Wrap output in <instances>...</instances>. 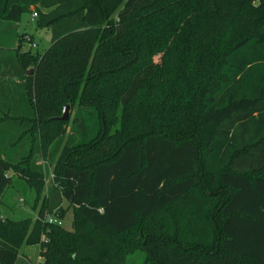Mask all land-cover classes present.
<instances>
[{
	"label": "trees",
	"instance_id": "1",
	"mask_svg": "<svg viewBox=\"0 0 264 264\" xmlns=\"http://www.w3.org/2000/svg\"><path fill=\"white\" fill-rule=\"evenodd\" d=\"M33 12L51 44L15 57L36 133L0 156V204L8 172L42 201L0 208V264H264V0H0L1 21ZM63 203L70 231L45 221Z\"/></svg>",
	"mask_w": 264,
	"mask_h": 264
},
{
	"label": "rangeland",
	"instance_id": "2",
	"mask_svg": "<svg viewBox=\"0 0 264 264\" xmlns=\"http://www.w3.org/2000/svg\"><path fill=\"white\" fill-rule=\"evenodd\" d=\"M32 13H24L17 23L0 20V47L13 52L0 54V79H5L7 84L10 103L4 105L5 99L0 97V156H4L8 160L21 161L26 156L32 144L30 143L35 137V131L30 129L32 124V113L26 109L21 103L20 93L23 90L22 85H18V81H22L27 75L23 71L19 63L16 61L15 50L21 44L20 51L30 52L34 54H44L51 44V31L40 29L37 27V19H31ZM27 35L31 38V43L23 41L20 43V37ZM7 73V75L5 74ZM7 76L9 79L3 78ZM3 81V80H2ZM2 93H0V96ZM63 111V110H62ZM73 109H69L68 127L71 125ZM63 115V113H61ZM62 117V116H61ZM51 153V147L47 154ZM53 158H45L39 154L36 160L38 164L47 167L45 188L49 186L52 180V169L56 161ZM8 176L12 178L10 187L1 198L0 204L2 216L14 220L32 219L35 220L37 211L41 207L42 196L37 203L36 211L33 209L35 192L27 187L23 180H20L12 172H8ZM44 188V191L46 192ZM44 195V192L42 193ZM62 209L57 215L63 220V228L70 231L72 227V208L67 203L62 204ZM26 248H24L25 250ZM24 250L21 249L15 264H36L38 258V249L36 246H28L27 256L32 259L29 263L23 258ZM143 257L136 254L132 259V264H142Z\"/></svg>",
	"mask_w": 264,
	"mask_h": 264
},
{
	"label": "built area",
	"instance_id": "3",
	"mask_svg": "<svg viewBox=\"0 0 264 264\" xmlns=\"http://www.w3.org/2000/svg\"><path fill=\"white\" fill-rule=\"evenodd\" d=\"M37 18V14L35 12H33V14L31 15V19L36 20ZM24 40L27 41L28 43H31V47L34 48V43L32 44L31 38L29 36H25ZM45 221L48 222L50 225H58L60 227H63V220L62 218H60L57 214L54 215H47L45 218Z\"/></svg>",
	"mask_w": 264,
	"mask_h": 264
},
{
	"label": "crops",
	"instance_id": "4",
	"mask_svg": "<svg viewBox=\"0 0 264 264\" xmlns=\"http://www.w3.org/2000/svg\"><path fill=\"white\" fill-rule=\"evenodd\" d=\"M2 48L5 49L4 47H2ZM2 48L0 47V49H2ZM4 83H5V82H3V83L0 82V92L3 91V90L5 89V93H4V94H5L6 97H8V94H7V91H8V89H7V84H6V83L4 84ZM18 84H19V82H18ZM4 85H5V86H4ZM4 87H6V88H4ZM36 247H37V249H38V252H37V253H38V258H37V260H36V264H40V262H41V257H40V253H39V252H40V248H39V246H36ZM24 248H26V249L24 250ZM24 248H23V250H24L23 258L25 257V259H26L27 261H29V263H32V259H31L30 257L27 256V254H29V253H27V251H28V246H25ZM20 251H21V250H20ZM20 251H19V252H20ZM18 254H19V253H18Z\"/></svg>",
	"mask_w": 264,
	"mask_h": 264
},
{
	"label": "water",
	"instance_id": "5",
	"mask_svg": "<svg viewBox=\"0 0 264 264\" xmlns=\"http://www.w3.org/2000/svg\"><path fill=\"white\" fill-rule=\"evenodd\" d=\"M28 74L31 75L32 74V71H28ZM69 109L70 107L68 105H66V107L63 108V115L62 117L58 118L59 121H62V122H67V120L69 119Z\"/></svg>",
	"mask_w": 264,
	"mask_h": 264
}]
</instances>
